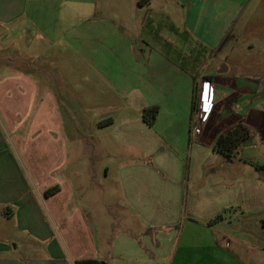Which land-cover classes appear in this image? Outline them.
Here are the masks:
<instances>
[{
  "label": "rangeland",
  "instance_id": "obj_1",
  "mask_svg": "<svg viewBox=\"0 0 264 264\" xmlns=\"http://www.w3.org/2000/svg\"><path fill=\"white\" fill-rule=\"evenodd\" d=\"M62 1L48 0L47 13L52 22L36 24L26 18H16L11 23L0 20V191H26L35 199L44 200L51 196L47 194L50 190H60L54 184L59 179L64 191H69L71 185L97 197V202L105 195L109 208L102 209L95 220L101 244L105 239L110 244L126 242L134 233L136 241L165 239V249L173 234L170 236L162 227L149 229L148 221L158 216L157 207L163 205L157 198L150 200L152 194L156 197L182 190L208 191L213 181L216 183L213 189L229 192L232 200L244 201L246 206L264 203L263 167L259 172L252 168L244 171L241 165L228 164L212 151H202L194 160L193 181L188 185L190 150L195 145L189 149L185 146L180 154L170 152L161 143L164 139L158 129L143 121L144 109L155 105L165 109V104L154 102L163 94H172L177 111H185L184 91L178 87L180 82H187L180 69V55L172 51L166 56L168 59L157 54L158 50L152 54L143 36L144 24L137 22L129 9L116 24L115 19L100 22V0L84 3L95 5L93 22L75 21L72 23L75 31L68 33L71 23L66 19L67 4ZM80 1L77 14L81 13L85 0ZM155 2L158 8L170 6L166 25L177 28L183 25L176 0ZM122 4L130 5L127 0H122ZM259 15L264 20V7ZM57 18L58 21L54 20ZM162 19L154 25L163 23ZM116 27H123L124 37L116 38ZM89 30L91 39L84 34ZM182 41L179 36L160 37L154 47L161 49L170 44L179 48ZM188 41L190 47L196 46L198 40L192 37ZM150 84L155 86L151 88ZM172 153L178 154V164ZM241 153L243 157L262 161L259 165L264 166V159L257 157V149L247 147ZM121 158L125 166L138 168L132 187L137 196L136 214L127 208V200L121 195L124 192L119 175ZM243 193H251V197ZM122 200L125 207L120 208L117 204ZM42 211L46 222L52 225L50 212L45 208ZM261 216L253 214L248 220L253 223ZM240 219L235 218L219 234L224 241L220 240V255L231 251L236 259L233 263L220 259L218 264H248L243 241L258 237L259 232L251 228L253 224L246 225ZM15 223L10 221L5 232L12 248L21 242L26 244L20 249L22 257L33 254L30 258H36L39 251L45 256L53 240L37 239L31 232H43H37L36 225H31V232H20ZM74 227L83 231L80 215L76 216L75 224H70V231ZM52 228L60 236V242L63 240L69 247L60 226L54 224ZM225 241H229L228 245Z\"/></svg>",
  "mask_w": 264,
  "mask_h": 264
},
{
  "label": "crops",
  "instance_id": "obj_2",
  "mask_svg": "<svg viewBox=\"0 0 264 264\" xmlns=\"http://www.w3.org/2000/svg\"><path fill=\"white\" fill-rule=\"evenodd\" d=\"M100 1V22L115 19L116 24L129 9V13L136 16L137 22L144 24L143 36L152 54L158 50L157 54L168 59L166 56L172 51L180 55V69L187 82H180L178 87L184 91L185 103H182L185 104V111H177L173 104L176 99L172 98V94L162 93L163 96L154 102L165 104L166 107L163 109L161 105H155L159 107V113L154 126L164 139L159 141L170 152L179 153L185 146L189 149L190 145H195L190 150L188 185L193 181L191 174H194V160L202 151H212L214 155L221 156L214 152L218 136L235 129L239 124L248 127L251 133L250 138L241 146V152L247 147L257 149L259 160L264 159V20L259 15L264 7V0H176V6L184 18V23L179 28L164 23L170 14V6L158 8L155 0H127L129 7L123 6L122 0ZM62 2L67 4L66 19L71 23L68 33L75 31L76 27L72 25L75 21L84 24L93 22L96 13L94 3L87 6L84 4L88 3L85 0L82 2L81 13L77 14L76 7H80V0ZM48 4V0H0V20L11 23L16 18H26L36 24L52 22L53 18L47 13ZM159 18H163V23L154 25ZM84 34L91 39V30ZM124 34L123 27H116V38H122ZM102 35L106 37V34ZM165 36H179L183 41L179 48L170 44L161 49L155 48V40ZM192 37L198 41L196 46L188 47V40ZM199 81L213 84L214 101L199 142L191 143L196 126L193 105L198 99V93L195 97V90ZM150 86L152 88L155 85ZM173 156L178 164V154L174 153ZM224 159L228 164L241 165L244 171L252 168L259 172L264 168L259 165L262 161L243 157L242 153L237 159ZM124 163L121 158L119 175L124 186L121 195L127 200V208L136 214L137 196L132 187L138 168L125 166ZM257 166L261 169L257 170ZM61 182L59 179L55 181L54 184L60 190L50 197L46 196L44 200H37L26 191H0V264H74L77 260H98L104 264H218L220 259L233 263L236 259L233 252L220 255V240L223 239L219 234L220 229L231 224L235 218L238 221L242 218L246 225L253 224L250 225L251 228L256 233L259 232L258 237L243 241L246 246L245 262L264 264V203L246 206L244 201L241 203L232 200L229 192L213 189L216 188L213 181L209 185L211 190L208 191L182 190L176 193L165 192L156 197L154 194L149 196L150 200L157 198L163 204L157 207L158 216L148 221L149 229L162 227L170 236L173 234L168 239L166 249L165 239L143 238L136 241L134 233L130 234L131 239L126 242L116 241L110 244L105 239L104 244H101L95 220L102 209L109 208L107 197L101 195L97 202V197L77 191L71 185L69 191H64ZM67 183H71L69 177ZM245 195L251 197V193ZM117 205L123 208L125 202L122 200ZM2 206L7 208L6 212ZM43 208L50 212L52 225L58 224L64 231L69 247L64 245L63 240L60 242L59 233L58 238L50 222H46ZM220 214L224 215V219L211 225V220ZM253 214L263 216L252 223L248 216ZM77 215H80V224L83 225L82 232H78L79 229L75 227L71 231L69 229L70 224H75ZM13 220L20 232L30 231L31 225H36L37 232H43L38 234L30 231L37 239L41 242L53 240L48 244L45 256L43 251H39L38 256L37 251L36 258H30L33 254L22 257L20 249H24L26 244L21 242L12 248L5 232L8 223ZM172 228L175 229L174 232H171ZM248 234L252 238L250 231Z\"/></svg>",
  "mask_w": 264,
  "mask_h": 264
},
{
  "label": "trees",
  "instance_id": "obj_3",
  "mask_svg": "<svg viewBox=\"0 0 264 264\" xmlns=\"http://www.w3.org/2000/svg\"><path fill=\"white\" fill-rule=\"evenodd\" d=\"M193 111L195 112V104L193 105ZM159 113V107L154 106L144 109L142 112V118L145 123L152 126L154 125L157 115ZM250 130L243 124H239L235 129L230 130L225 134H220L214 145V152L221 155L222 157L233 160L237 159L241 153V146L250 138ZM260 170V167H256ZM59 188H54L47 192L48 195L56 193ZM224 219V215L220 214L210 224L220 222ZM74 264H102L98 260H77Z\"/></svg>",
  "mask_w": 264,
  "mask_h": 264
},
{
  "label": "built area",
  "instance_id": "obj_4",
  "mask_svg": "<svg viewBox=\"0 0 264 264\" xmlns=\"http://www.w3.org/2000/svg\"><path fill=\"white\" fill-rule=\"evenodd\" d=\"M196 89L198 93L194 112L196 126L194 128L193 136L190 139L191 143L199 142V137L210 117L214 101V86L211 82L200 81L197 83Z\"/></svg>",
  "mask_w": 264,
  "mask_h": 264
}]
</instances>
